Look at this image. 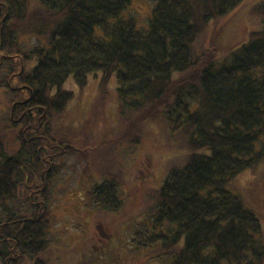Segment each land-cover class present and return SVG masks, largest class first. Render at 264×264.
<instances>
[{
	"label": "trees",
	"instance_id": "16d2710c",
	"mask_svg": "<svg viewBox=\"0 0 264 264\" xmlns=\"http://www.w3.org/2000/svg\"><path fill=\"white\" fill-rule=\"evenodd\" d=\"M131 1L41 0L36 8L0 0V89L8 98L0 126V264H49L51 180L60 155L73 149L51 143L53 119L73 96L64 83L71 77L82 86L97 72L115 75L121 99L147 120L165 117L192 149L132 238L136 249L159 244L172 264H263L262 223L226 185L264 160V29L220 61L216 46L196 53L194 42L243 0H155L148 29L123 15ZM251 11L264 22V0ZM25 34L46 43L25 50ZM13 124L20 144L10 155ZM206 147L211 154L197 151ZM87 193L96 208L122 207L115 180Z\"/></svg>",
	"mask_w": 264,
	"mask_h": 264
},
{
	"label": "rangeland",
	"instance_id": "374dc122",
	"mask_svg": "<svg viewBox=\"0 0 264 264\" xmlns=\"http://www.w3.org/2000/svg\"><path fill=\"white\" fill-rule=\"evenodd\" d=\"M256 1L243 0L212 20L195 40V52L216 46L218 59L225 61L231 50L250 42L253 32L264 29L262 18L251 11ZM28 2L31 7L41 6V0ZM154 4L155 0H132L123 15L133 16L138 28L148 29ZM20 40L25 50H31L37 41L46 43L45 37L27 34ZM97 73L82 86L71 77L64 83L73 96L53 119L51 143L65 142L73 149L67 148L60 155L53 171L46 257L49 264H172L173 257L161 245L136 249L132 238L137 237L143 223L148 225L147 213L169 172L186 163L192 151L187 136L170 127L163 116L147 120L119 97L115 75L104 79L101 72ZM7 100L4 89H0L1 127L8 117ZM19 131L20 125L6 128V151L10 155L19 148ZM197 151L212 152L209 147ZM107 179L117 182L123 203L115 211L96 208L87 193ZM226 187L257 214L264 237V160L236 175ZM149 227L148 233L152 230Z\"/></svg>",
	"mask_w": 264,
	"mask_h": 264
}]
</instances>
